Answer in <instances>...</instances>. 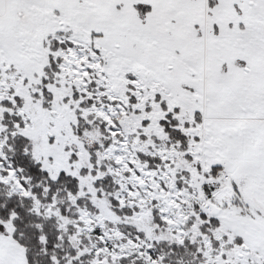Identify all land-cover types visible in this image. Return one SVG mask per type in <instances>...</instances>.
Listing matches in <instances>:
<instances>
[{
    "label": "snow or ice",
    "instance_id": "1",
    "mask_svg": "<svg viewBox=\"0 0 264 264\" xmlns=\"http://www.w3.org/2000/svg\"><path fill=\"white\" fill-rule=\"evenodd\" d=\"M0 264H264V0H0Z\"/></svg>",
    "mask_w": 264,
    "mask_h": 264
}]
</instances>
